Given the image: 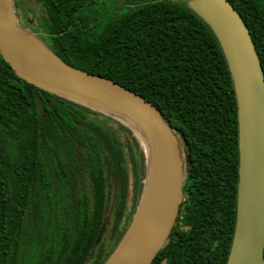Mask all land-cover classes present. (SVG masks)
Returning <instances> with one entry per match:
<instances>
[{
    "label": "trees",
    "instance_id": "trees-1",
    "mask_svg": "<svg viewBox=\"0 0 264 264\" xmlns=\"http://www.w3.org/2000/svg\"><path fill=\"white\" fill-rule=\"evenodd\" d=\"M191 1L35 0L42 42L56 56L142 97L183 142L185 199L151 264H226L234 233L235 93L218 40ZM226 1L264 77V0ZM106 168L116 179L109 241L98 239ZM144 176L128 125L26 83L0 56V264H103L130 225Z\"/></svg>",
    "mask_w": 264,
    "mask_h": 264
},
{
    "label": "water",
    "instance_id": "water-1",
    "mask_svg": "<svg viewBox=\"0 0 264 264\" xmlns=\"http://www.w3.org/2000/svg\"><path fill=\"white\" fill-rule=\"evenodd\" d=\"M225 57L237 105L236 218L226 264H264V77L249 31L226 0L189 4ZM18 23L0 0V56L26 83L129 126L145 158L136 212L103 264H151L167 243L183 201L178 137L150 103L118 84L65 64Z\"/></svg>",
    "mask_w": 264,
    "mask_h": 264
},
{
    "label": "rangeland",
    "instance_id": "rangeland-1",
    "mask_svg": "<svg viewBox=\"0 0 264 264\" xmlns=\"http://www.w3.org/2000/svg\"><path fill=\"white\" fill-rule=\"evenodd\" d=\"M18 5V8L15 7V12L18 18V23L19 25L23 23V26L25 27L26 30L33 32L35 35L34 37L42 42V37L43 33L40 31L38 28L41 26V20H42V10L40 7L36 4L35 0H14V5ZM109 5L105 4L104 10H108ZM26 13V18L23 19V17L19 14L21 12ZM23 28V27H22ZM104 115V114H102ZM106 116V115H104ZM117 126L114 125V128ZM123 142H125V139L123 138ZM179 143V148H180V153H181V159L183 162V169L186 167V151L183 145V142L181 139H178ZM133 147V145H132ZM134 148V147H133ZM135 157H138V154L135 153ZM105 176H104V185H105V193L107 194V210L103 218V225L101 227V232L99 234L98 239L99 240H104V241H109L110 240V235L109 233L111 232L112 229V203H113V197L116 191V179L113 175V172L109 169H105ZM85 191L88 192V197L91 199V193H90V187H89V182H85ZM184 196H183V201H184ZM182 201V202H183ZM130 206V202L128 204Z\"/></svg>",
    "mask_w": 264,
    "mask_h": 264
},
{
    "label": "flooded vegetation",
    "instance_id": "flooded-vegetation-1",
    "mask_svg": "<svg viewBox=\"0 0 264 264\" xmlns=\"http://www.w3.org/2000/svg\"><path fill=\"white\" fill-rule=\"evenodd\" d=\"M21 14H19V17H20ZM21 18V17H20ZM23 24V23H22ZM26 27V26H25Z\"/></svg>",
    "mask_w": 264,
    "mask_h": 264
}]
</instances>
